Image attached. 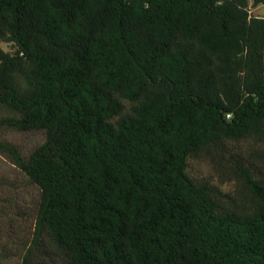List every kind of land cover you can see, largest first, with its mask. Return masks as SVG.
Here are the masks:
<instances>
[{
  "label": "trees",
  "instance_id": "1",
  "mask_svg": "<svg viewBox=\"0 0 264 264\" xmlns=\"http://www.w3.org/2000/svg\"><path fill=\"white\" fill-rule=\"evenodd\" d=\"M260 4L0 0V155L37 189L0 259L264 264V160L235 164L240 199L187 171L203 146L264 149ZM3 130L44 140L25 155Z\"/></svg>",
  "mask_w": 264,
  "mask_h": 264
},
{
  "label": "rangeland",
  "instance_id": "2",
  "mask_svg": "<svg viewBox=\"0 0 264 264\" xmlns=\"http://www.w3.org/2000/svg\"><path fill=\"white\" fill-rule=\"evenodd\" d=\"M257 11L264 12V4ZM0 46L5 50L9 49L5 42H0ZM1 139L14 144L23 154L28 155L43 142L44 133L41 130L27 132L3 130ZM262 147L260 143L250 139L223 141L203 146L194 156L189 157L187 171L196 181L215 186L227 195L240 199L242 187L235 171V164L243 163L251 166L255 163L259 164L264 160ZM36 195L37 189L28 182L25 175L7 158L0 155V204L6 206L0 222V241L9 240L8 236L12 234L10 232H14L15 241L26 238L31 228ZM17 244L9 243L8 250L18 252L19 248L15 247H19ZM17 262V253L7 259H0V264H17ZM48 262L68 264L57 255L49 258Z\"/></svg>",
  "mask_w": 264,
  "mask_h": 264
},
{
  "label": "crops",
  "instance_id": "3",
  "mask_svg": "<svg viewBox=\"0 0 264 264\" xmlns=\"http://www.w3.org/2000/svg\"><path fill=\"white\" fill-rule=\"evenodd\" d=\"M261 5H263V4H260V5H257L253 10L255 11V13L254 14H256V15H260V16H264V12L262 11V12H259V11H257V10H259L260 9V6Z\"/></svg>",
  "mask_w": 264,
  "mask_h": 264
}]
</instances>
